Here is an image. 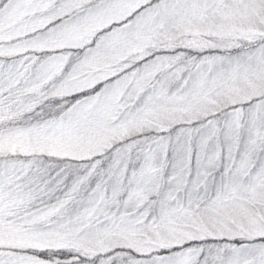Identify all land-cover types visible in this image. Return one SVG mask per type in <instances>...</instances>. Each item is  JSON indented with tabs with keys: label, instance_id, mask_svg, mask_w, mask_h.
<instances>
[{
	"label": "snow or ice",
	"instance_id": "snow-or-ice-1",
	"mask_svg": "<svg viewBox=\"0 0 264 264\" xmlns=\"http://www.w3.org/2000/svg\"><path fill=\"white\" fill-rule=\"evenodd\" d=\"M0 264H264V0H0Z\"/></svg>",
	"mask_w": 264,
	"mask_h": 264
}]
</instances>
